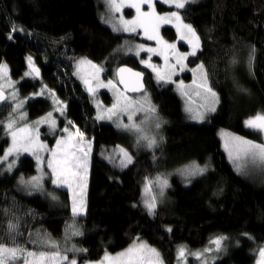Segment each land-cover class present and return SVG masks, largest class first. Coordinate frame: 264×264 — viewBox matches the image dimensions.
<instances>
[{
  "label": "trees",
  "instance_id": "trees-1",
  "mask_svg": "<svg viewBox=\"0 0 264 264\" xmlns=\"http://www.w3.org/2000/svg\"><path fill=\"white\" fill-rule=\"evenodd\" d=\"M158 5L162 11L173 9L159 1ZM104 10L103 0H0V63L7 64L12 78L18 80L21 96H31L27 105L30 119H38L53 108L51 98L38 95L47 84L67 105L66 117L93 139L84 216L73 217L69 191L52 185L49 175L43 177L44 192L28 194L18 183L21 176L27 180L39 173L36 158L29 152L19 154L11 172L0 170V241L10 244L5 234L10 220L19 224L23 235L17 242L27 248L33 247L24 243L29 232L33 238L42 230L60 238L66 226L75 223L83 235L73 236L70 242L78 249H87L78 252L77 264L98 260L105 251H121L137 238L161 250L167 264H178L177 246L200 248L214 236L223 235L229 237L230 244L214 264H252L254 249L264 243V183L244 175L229 160L219 129L251 133L244 121L264 113V0H195L179 10L183 21L191 24L201 39L200 50L195 57L189 56L188 65L202 62L211 86L219 94L218 110L207 121L188 120L174 84L157 83L152 70L143 66L139 57L123 58L121 63L146 73L145 89L151 91L165 122L164 145L139 154L124 169L101 153L127 137L115 124L96 119L95 105L74 74L75 60L84 57L113 76L120 45L128 33L114 32L104 23ZM13 24L24 31L8 39ZM160 33L178 41L172 26L164 25ZM178 43L185 50L189 48L182 41ZM252 47L255 55L250 69L248 54ZM233 55L236 64L231 63ZM29 56L40 66L41 77L24 75L30 71ZM191 77V71H187L175 80L188 81ZM102 97L106 103L112 101L108 91L103 90ZM8 112L0 111V121L7 120ZM64 122L60 119L59 126ZM42 136L51 149L55 137ZM8 145L9 136L0 125V156ZM48 154H42L45 162ZM191 162L207 165L208 170L193 178L191 184L172 175L169 202L161 204L155 216L149 215L142 203L146 175L176 170ZM49 192L58 199L52 200L46 195ZM168 227L171 232L166 231Z\"/></svg>",
  "mask_w": 264,
  "mask_h": 264
},
{
  "label": "snow or ice",
  "instance_id": "snow-or-ice-1",
  "mask_svg": "<svg viewBox=\"0 0 264 264\" xmlns=\"http://www.w3.org/2000/svg\"><path fill=\"white\" fill-rule=\"evenodd\" d=\"M104 2L109 13H120L118 19L104 20V23L111 25L114 32L138 33V29H142L144 36L150 41H155L157 45L156 47H150L138 44L134 50L128 48V51H134L136 56H139L141 52L148 53V58L140 60V63L152 70L157 83L163 81L165 84H174L182 96H188L189 93L185 91L187 86L184 85V81L180 80L177 83L173 77L179 72H183L187 68L185 63L187 58L189 56L195 57L197 51L200 50V37L191 24L183 22L179 12L180 9L185 8L190 0H159L160 3L174 6L176 9V11H167L162 14L156 11L157 0H104ZM191 2H195V0H191ZM144 5L148 6V11L142 10ZM124 7L136 10V15L132 20H127L123 17L122 9ZM165 24H172L175 27L178 41H184L188 44L191 51L180 52L176 42L170 43L160 35V29ZM17 31L23 32L24 29L22 27L18 28L13 24L8 39H13L12 34ZM60 39L63 40L64 37ZM127 43L125 41V44ZM153 55L163 58V67L151 62ZM254 55L255 48L252 47L248 54L250 69ZM27 60L30 71L25 72L24 75L32 76L35 74L33 78L38 77L40 70L35 66L32 57L29 56ZM231 63H238L235 55H233ZM77 69L78 71L74 74L79 76L90 95L94 96L99 88H107L113 94V103L111 107L104 109L105 114L100 113L101 105L97 103L98 114L96 119L113 120V117H115L113 122L116 123V126L131 133L137 146L143 142L145 148L154 150L158 146L159 141L155 135L149 134L145 125L159 129L162 126V121L156 114V107L151 104L150 98L144 89L142 83L144 74L142 72H133L132 69L126 67H119L115 70L118 79L115 82L111 79L105 82L101 79L104 68L87 58H82L77 62ZM188 70L193 74L192 84L197 90L196 94L202 97L204 103L201 105L203 111L194 110L190 106L186 107L185 111L188 112L190 119L203 122L207 113L216 111V105L219 103V94L211 86L208 71L203 63H199L196 68ZM15 83L10 78L7 65L0 63V104H4L10 99L8 106L11 108L7 122L0 121V125H3L6 135L11 138L10 146L4 151L3 156H0V164H4L9 160V157L14 156L15 158L7 163L5 169L11 172L19 154L21 152H29L36 158L37 171L40 175L30 177L27 180L21 176L18 183L28 189V194H32V191L35 190L44 192L42 184L44 176L43 166L46 163V167L50 169L48 175L50 176L51 184L57 188L66 187L72 193L73 217L82 215L85 212L84 190L87 186L88 162L92 150L91 140H86L85 134L79 128H76L72 121L66 120L65 126L61 130L62 134L56 139L54 148L49 149L46 144L40 142L39 125L47 124L50 131L55 130L57 120L53 112H58L63 116L67 108V105L60 101L52 90H49V92L54 106L53 111H49L37 119L34 122L35 127L28 125L17 127V120L13 118V114L16 113L20 120L26 118L27 113L20 111V109L26 103L27 98L18 100V89L15 88ZM118 85H123V89L119 88ZM6 88L12 89L10 97L6 95ZM240 90L246 91L245 89ZM129 92L142 93V97L133 99L128 95ZM40 94H43V89ZM141 113L143 118L140 123H137L135 117ZM125 116L128 123L123 122ZM244 124L247 128L264 134V114L250 117L244 121ZM69 125L75 128V131H70ZM222 136H224L225 150L228 152L230 160L233 162L237 160L251 162L264 171V142L256 143L232 134L222 133ZM160 139L162 140L163 138L161 137ZM117 148L119 151L115 152L114 155L109 154L106 159L110 163L115 164V157H119L118 166L126 168L133 163V157L127 149L120 146H117ZM44 151L49 152V158L46 162L41 155ZM101 154L103 155V152ZM207 170V165L201 167L193 162V164L187 165L178 171L190 183V178L203 176ZM153 184H155L158 191L153 190ZM168 187H170L168 180L162 176H157L155 181L145 178L144 192L146 193V198H144L143 204L149 215L155 216L160 198L165 195ZM46 195L52 200L58 199L54 192L46 193ZM4 211L7 214L8 210L5 209ZM166 231L171 232L172 229L168 227ZM5 234L8 236L10 244L0 241V264H77L75 258L69 259L67 252L87 251V249H78L75 245L61 250L60 244L52 239L50 234L41 235L39 232L35 234V238L29 232L28 238L24 242L33 245L34 250H29L17 242V237L22 236L23 233L19 230V224L13 223L11 220L7 224ZM81 235H83V232L80 228L75 223L70 224L65 229V243L71 236ZM227 239L226 236H216L209 241L208 247L194 253L189 252L185 246H180L177 252V259L187 264L186 257L192 255L200 261V264H209L208 254L221 252L224 241ZM137 241H139V238H137ZM211 259L212 264H214L215 257L213 256ZM85 264H92V262H85ZM95 264H163V259L155 248L144 242L134 241L128 249L118 253L115 257L105 251L104 257L100 261L95 262ZM256 264H264V247L258 249Z\"/></svg>",
  "mask_w": 264,
  "mask_h": 264
},
{
  "label": "rangeland",
  "instance_id": "rangeland-1",
  "mask_svg": "<svg viewBox=\"0 0 264 264\" xmlns=\"http://www.w3.org/2000/svg\"><path fill=\"white\" fill-rule=\"evenodd\" d=\"M158 1L159 0H157V3H156V11L157 12H159V13H164V12H167V11H176V9H175V7L174 6H169V5H167V6H169V7H173V9H168V10H166V9H164L163 11L162 10H160L159 9V5H158ZM191 1V0H190ZM103 3H104V7H105V10H104V18H105V20H109V19H112V20H115V19H118V17H119V15H120V13H109V11H108V9L106 8V6H105V2H104V0H103ZM143 11H148L149 9H148V6L147 5H144L143 6V9H142ZM122 15H123V17L125 18V19H127V20H132L134 17H135V15H136V10L134 9V8H130V7H124L123 9H122ZM181 15V14H180ZM182 17V16H181ZM184 22V21H183ZM184 23H186V24H189V23H187V22H184ZM110 25V24H109ZM165 25H169V26H172L174 29H175V27L172 25V24H165ZM164 26V25H163ZM162 26V27H163ZM194 28V27H193ZM176 30V29H175ZM120 33H122V32H120ZM126 33H128V34H126V35H124V39H123V41H122V45H120V54H119V57H118V59H116V66H115V70L117 69V68H119L120 66L119 65H121V64H123V63H121L122 61H123V58L124 57H127V56H136L135 54H134V51H132V52H129L128 51V48H132L133 50L135 49V46L136 45H138V44H144V45H146V46H150V47H156L157 45H156V42L155 41H150V40H148L145 36H144V34H143V30L142 29H138V33H129V32H126ZM196 33H197V31H196ZM160 35H161V33H160ZM197 35H198V33H197ZM165 40H167V41H169L170 43L171 42H176V44H177V48H178V50L180 51V52H189V51H191V48H190V46H189V48L188 49H184V48H182L181 46H180V44L178 43V41L177 40H175V41H171V40H169L166 36H163V35H161ZM199 37H200V35H198ZM142 38V40H139V38ZM125 41H127L128 43L127 44H125ZM184 44H186L184 41H182ZM200 42H201V39H200ZM201 46V45H200ZM137 57H139L141 60L142 59H147L148 58V53H146V52H141L140 53V55L139 56H137ZM82 58H84V57H80V58H77L76 60H75V70H74V72L76 73L77 71H78V69H77V62L79 61V60H81ZM138 58V59H139ZM189 58V57H188ZM188 58H187V60L185 61V63H186V65H187V68L183 71V72H179L177 75H181V74H183V73H186L187 71H189L188 69H192V68H196V66H193V67H190L189 65H188ZM89 60V59H88ZM92 61V60H91ZM93 63H95V64H97V65H99L98 63H96L95 61H92ZM151 62L153 63V64H156V65H159V66H161V67H163V65H164V61H163V58L162 57H160V56H157V55H153L152 56V60H151ZM200 63H202V62H200ZM4 64V63H3ZM199 64V63H198ZM7 65V64H6ZM143 65V64H142ZM35 66H37V65H35ZM144 66V65H143ZM7 67H8V70H9V66L7 65ZM147 68V67H146ZM206 68V67H205ZM147 69H150V68H147ZM151 70V69H150ZM192 73V72H191ZM9 75H10V73H9ZM177 75L176 76H174L173 77V79L175 80L176 78L175 77H177ZM77 76V78H78V80L80 81V82H82V80L79 78V76L78 75H76ZM154 76H155V74H154ZM10 78H11V80L12 81H14V82H16L15 83V88L16 89H18V100H23L24 99V97L23 96H21V94H20V92H19V87H18V85H17V82H18V80L16 81V80H14L13 78H12V76L10 75ZM192 79H190V80H188V81H186V79H184V78H182V79H177L176 81H177V83L180 81V80H183L184 81V85L185 86H187L186 88H185V91H187L188 93H189V95L188 96H182V98L181 99H183V101H184V104H183V109L185 110L186 109V107H188V106H190V107H192L194 110H201V111H203V108L201 107V105H203V103H204V101H203V99H202V97H200V96H198L197 94H196V88H195V86L192 84V81H193V74H192V77H191ZM101 79L102 80H104L105 82H107V80H109V79H111V80H113L114 82L118 79V77H117V75H116V71H114L113 72V76H109V75H107V73H106V71H104L102 74H101ZM83 83V82H82ZM45 86H47V84H44V85H42V87H41V89L39 90V92H38V95L41 93V90L43 89V95H47L48 96V98L50 99L51 98V94H50V92H49V90H52L50 87H46L45 88ZM118 87L119 88H121V86L120 85H118ZM122 89V88H121ZM174 89H176L177 90V88H176V85L174 86ZM213 89H214V87H213ZM103 90H105V91H108V92H110L111 93V96H112V101L110 102V103H106L105 101H104V98L102 97V92H103ZM146 90V92H147V94H148V96H149V98H150V102H151V104L152 105H154L155 107H156V114L159 116V118H160V120L162 121V126L159 128V129H156L154 126H151V127H149V126H147V125H145V127L147 128V130H148V132H149V134L150 135H155L156 136V138H157V140L159 141V143H158V146L154 149V150H157V149H159L160 147H162L163 145H164V140H165V135H164V125H165V122H164V119H163V116H162V114H161V112L159 111V106H158V104H156L155 103V101H153V98H152V94H151V91L150 90H148V89H145ZM215 90V89H214ZM6 94H8L9 95V97H10V93H11V91H12V89H10V88H6ZM178 91V90H177ZM216 91V90H215ZM87 92V91H86ZM179 92V91H178ZM217 92V91H216ZM88 93V92H87ZM180 93V92H179ZM218 93V92H217ZM89 94V93H88ZM90 95V94H89ZM128 95L129 96H131L133 99H140L141 97H142V93H135V94H130V93H128ZM56 96V95H55ZM90 99H91V101H92V103H94V105H95V108H96V117H97V114H98V109H97V107H96V105H97V103H99L100 105H101V108H100V113L101 114H105L104 113V109H106V108H108V107H111V104L113 103V94H112V92L109 90V89H107V88H99L98 90H97V92H96V94L93 96V95H90ZM60 101H62V100H60ZM10 103V99H9V101H7V106H8V104ZM65 103V102H64ZM219 103H220V98H219ZM219 103L216 105V111L215 112H209V113H207L206 114V116H205V119H204V121H207V120H209L210 118H211V116L212 115H214L216 112H217V108H218V106H219ZM53 105V104H52ZM53 108H54V106H53ZM53 108L51 109V111H53ZM10 109H9V113H10ZM185 113H186V117H187V119L188 120H193V119H190L189 118V114H188V112H186L185 111ZM46 114V113H45ZM45 114H43V115H41L40 117H42V116H44ZM53 114H54V117L56 118V120H57V127H56V129L55 130H52V131H50L49 130V127H48V125L47 124H41V125H39V128H38V130H39V140H40V142H42V143H44V144H46L47 146L49 145V141H48V139L47 138H44L42 135H48V136H50V137H55V141H56V139L57 138H59V136L62 134L61 133V130L63 129V127L65 126L64 124H66V120L67 121H70L66 116L67 115H65V111H64V115L63 116H61L58 112H53ZM259 114H264V113H259ZM254 116H256V115H254ZM253 116V117H254ZM8 117H9V115H8ZM8 117H7V119H8ZM13 118L14 119H16L17 120V127H24L25 125H28V126H31V127H35V125H34V122L37 120V119H35V120H30V121H28L27 120V122H25V123H23L22 125H21V121H24V120H20L19 118H18V115L16 114V113H14L13 114ZM62 118H64V120H65V122L63 123V126L61 127V126H59V120L60 119H62ZM143 118V114L141 113V114H137V116L135 117V120H136V122L137 123H140V121H141V119ZM250 118V117H249ZM248 118V119H249ZM39 119V118H38ZM113 120H115V117H113ZM113 120H107V119H103V120H98V121H100V122H104V121H109V122H111L112 124H115L116 125V123H114L113 122ZM193 121H196V120H193ZM6 122H7V120H6ZM123 122L124 123H128V120H127V117L125 116L124 118H123ZM197 122H199V121H197ZM74 124V123H73ZM75 125V124H74ZM44 126L45 127H47V130H43V128H44ZM75 127L76 128H79V126H77V125H75ZM117 127V126H116ZM118 128V127H117ZM247 128V127H246ZM69 129H70V131H75V128H73L71 125H69ZM80 129V128H79ZM119 129V131L122 133V134H124L125 135V137H127L126 138V140L125 141H123V142H119V143H117L116 144V146L115 147H109L108 149L107 148H105V150H104V152H103V157H104V159H106V157L109 155V154H113L114 155V153L115 152H118L119 151V149L117 148V146H120V147H122V148H124V149H127V151L131 154V156L133 157V162L135 161V159L138 157V155L139 154H142V153H146V152H148V151H154V150H149V149H147V148H145L144 146H143V142H141V144L139 145V146H137L136 145V143H135V138H134V136L131 134V133H128V132H126V131H124V130H122L121 128H118ZM247 129H249V128H247ZM81 130V129H80ZM251 131V133H246V132H243V133H240V132H236V131H232V130H230V129H227V128H221V129H219V137H220V140L222 141V146H223V148H224V150H225V143H224V136H222V133H224V134H232V135H234V136H239V137H244L245 139H248V140H252V141H254V142H256V143H262V142H264V134H261V133H259V132H257V131H254V130H252V129H250ZM84 133V132H83ZM85 134V133H84ZM66 135V134H65ZM163 138L162 140L160 139V138ZM85 138H86V140H91V142L93 143V139L92 138H90L89 136H87L86 134H85ZM9 139H10V141H9V146H10V144H11V138L9 137ZM55 141H54V143L52 144V146H51V149L52 148H54L55 147ZM8 146V147H9ZM7 147V148H8ZM6 148V149H7ZM5 149V150H6ZM92 150H93V146H92ZM92 150H91V152H90V155H89V162H88V171H87V186H86V189L84 190V201H85V212L82 214V215H78V216H84L85 214H86V212H87V192H88V184H89V180H90V178H89V176H90V172H91V165H92V157H91V155H92ZM226 151V150H225ZM227 152V151H226ZM22 153H24V152H22ZM44 152H42V154H43ZM21 154V153H20ZM41 154V155H42ZM227 155H228V152H227ZM1 156H3V154L1 155ZM13 157V159L15 158L14 156H12ZM12 157H9V160L8 161H6L5 162V164L7 163V162H10V161H12ZM19 158V157H18ZM49 158V154H48V156H47V158L46 159H48ZM228 158H229V155H228ZM163 159H164V156H163ZM108 160V159H107ZM158 160V159H157ZM160 160V159H159ZM155 161V163L157 164V165H159L158 164V162H160V161ZM230 160V159H229ZM16 161H17V159H16ZM109 161V160H108ZM115 164L118 166V164H119V157H115ZM230 161H232V160H230ZM196 163V162H195ZM232 163L233 164H235V166L237 167V168H239V171L240 172H242L244 175H246V176H248V177H250L252 180H254V181H259V182H263L264 183V171H262L261 169H260V167L259 166H257V165H253L251 162H244V161H239V160H237V161H235V162H233L232 161ZM191 164H193V162H191L190 164H186V165H182L181 167H179V168H177L176 170H174V169H170V171L169 170H165V171H159V173H154V174H149V175H146L147 176V178L149 179V180H152V181H155V179H156V177L157 176H162V177H164V178H166L167 180H168V183H169V185H170V187H168L167 189H166V192H165V195L162 197V198H160V201H159V203H158V207L157 208H159V206L161 205V204H167L168 202H169V199H170V196H169V190L171 189V187H172V182H171V180H172V175H179V177H182L183 178V181H185V182H187V180H186V178L183 176V175H181L180 174V172L178 171V170H180V169H183L185 166H187V165H191ZM196 164H198V165H200L199 163H196ZM201 167H204L205 165H200ZM119 167V166H118ZM119 168H121V167H119ZM121 169H124V168H121ZM43 172H44V176L43 177H45L46 175H48V173H50V169H48L47 167H46V169H44L43 168ZM38 175H40V173H38L36 176H38ZM33 177V176H32ZM49 177V176H48ZM197 177V176H196ZM199 177V176H198ZM195 179V177H192V178H190V183L189 182H187V184H191L192 183V181ZM45 179V178H44ZM43 179V181H42V184H43V186L45 185L44 183H45V180ZM53 185V184H52ZM144 186H145V179H144V181H143V183H142V187H143V189H142V203H143V200H144V198H146V193L144 192ZM24 188H25V186H23ZM25 189H27V188H25ZM63 189H66V190H68L66 187H63ZM153 190L154 191H158V189L156 188V186H155V184H153ZM27 191H28V189H27ZM37 191H39V190H37ZM69 191V190H68ZM33 192V191H32ZM69 195H70V200H72V193L69 191ZM144 205V204H143ZM157 210V209H156ZM71 211H72V202H71ZM42 233V234H41ZM40 234L41 235H43V234H45V233H47V234H50V233H48V232H44L43 230H42V232H41ZM65 233V232H64ZM50 236H51V238L52 239H54L55 241H57L59 244H60V248H61V250H64L65 248H71L74 244L73 243H71L70 242V239L73 237V236H71V238L70 239H68L67 240V243H65V234H63L60 238H54L51 234H50ZM216 236H223V235H216ZM216 236H214V237H216ZM213 237V238H214ZM228 239L227 240H225L224 241V245H223V250L221 251V252H219V253H211V254H208L209 255V264L210 263H212V259H211V257H215V261L217 260V257H219L221 254H223V253H225L226 251H227V248H228V245L230 244L229 243V237L228 236H226ZM134 241H136V242H144V243H146L147 245H149L150 247H152V248H155L160 254H161V257H162V259H163V264H167V261L163 258V255H162V252H161V250H159L155 245H151L147 240H145V239H143V238H141V239H139V241H137V239L136 240H134ZM133 241V242H134ZM133 242L128 246V247H126V248H124V249H121V251H118V252H108L112 257H115L118 253H120V252H123V251H125L126 249H128L132 244H133ZM22 246H24V247H26V245L25 244H23ZM33 246V245H32ZM180 246H185L187 249H188V251L189 252H197V251H202L205 247H208L209 246V243L208 244H206V246H204V247H200V248H195V249H192V248H190L188 245H186V244H184V245H179V246H177V250H176V258H177V252H178V248L180 247ZM260 247H264V243H261V244H259V246L256 248V249H254V256H255V260H254V262L252 263V264H256V261H257V258H258V249L260 248ZM29 250H34V247H30V248H28ZM105 254V253H104ZM104 254L100 257V259H98V260H94V261H89V262H92V264H95V262H97V261H100L103 257H104ZM67 255H68V257H69V259H72V258H77V255H78V252L77 253H73V252H67ZM178 260V259H177ZM214 261V262H215ZM186 262H187V264H200V261L199 260H197L194 256H192V255H188L187 257H186ZM178 264H184V262L183 261H180V260H178Z\"/></svg>",
  "mask_w": 264,
  "mask_h": 264
},
{
  "label": "flooded vegetation",
  "instance_id": "flooded-vegetation-1",
  "mask_svg": "<svg viewBox=\"0 0 264 264\" xmlns=\"http://www.w3.org/2000/svg\"><path fill=\"white\" fill-rule=\"evenodd\" d=\"M6 95H8V94H6ZM30 95L28 94L27 96H25L24 97V99L25 98H27V100H26V103H24V105H23V107H22V109H20V111H23V112H26L27 113V116H26V118L24 119V121H21V125L23 124V123H25V122H27V120L28 121H30L31 119H30V117H29V109H28V102H29V99H30ZM9 105V104H8ZM8 109H10L11 110V108L9 107V106H7V101L4 103V104H0V111H7ZM8 115H9V112H8V114H7V116H5V117H8ZM4 122H6V120L4 121ZM9 141H10V139H9ZM9 146V145H8ZM22 153V152H21ZM4 154V153H3ZM12 160H13V157H12ZM8 163V162H7ZM7 163L5 164H0V170L3 172V171H6L5 169V167L7 166ZM8 172V171H7Z\"/></svg>",
  "mask_w": 264,
  "mask_h": 264
},
{
  "label": "water",
  "instance_id": "water-1",
  "mask_svg": "<svg viewBox=\"0 0 264 264\" xmlns=\"http://www.w3.org/2000/svg\"><path fill=\"white\" fill-rule=\"evenodd\" d=\"M37 68H39V70H40V73H39V76L38 77H41V68H40V66L38 65V66H36ZM120 67H126V68H129V69H132V71L133 72H142L144 75H143V80H142V83H143V85H144V89L146 88V85H147V83H146V80H145V76H146V73L143 71V70H141V69H137V68H133L132 66H130V65H128V64H123L122 66H120ZM37 77V78H38ZM121 86V88L123 89V85H120ZM130 94H135V93H133V92H129Z\"/></svg>",
  "mask_w": 264,
  "mask_h": 264
}]
</instances>
